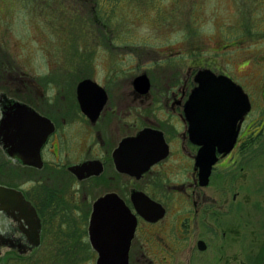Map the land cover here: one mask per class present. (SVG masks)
I'll use <instances>...</instances> for the list:
<instances>
[{
  "label": "rangeland",
  "instance_id": "1",
  "mask_svg": "<svg viewBox=\"0 0 264 264\" xmlns=\"http://www.w3.org/2000/svg\"><path fill=\"white\" fill-rule=\"evenodd\" d=\"M104 13H108L107 17ZM263 53L264 0H100L98 7L95 0H0V94L28 102L37 110L48 109L57 90L66 93L82 77L93 78L107 87L116 103L126 104L131 98L133 78L146 74L152 89L150 99L143 104L142 124L159 123L162 127L170 122L173 127H187L181 109L194 86H188V82L195 79L199 70L209 67L216 73L239 78L252 90L255 88L257 97L259 89L254 87L251 77L257 74L258 66L262 69L258 60ZM82 61L95 64L92 73L82 74ZM112 76H117L118 82L110 81ZM158 101L155 114H150ZM173 102H179L180 107ZM260 116L257 101L245 124ZM184 140L176 147V157L188 149ZM190 151L193 161L196 148ZM1 156L0 151V170L7 173ZM238 156L234 169L213 170L209 186L202 190L206 197L201 196L202 211L208 212V221L215 220L212 215L217 213L212 204L220 203L224 187L222 220L225 225H233L239 238L230 243V235L229 241L212 247L221 245L225 260L226 255H231L230 259L235 255L240 264H264V131L249 153ZM7 177L0 179V183L9 184ZM234 194L239 196L236 202L232 199ZM240 198L250 205L259 202L258 208L263 211L251 208L248 219L255 220L256 225L243 227L238 221V225L234 223L237 211L241 208L242 215L245 212ZM176 204L170 203L171 210ZM199 218L204 221L202 216ZM211 235L207 231L208 242L213 240ZM70 242L68 248L75 245ZM242 243L243 253L247 252L244 256L238 248ZM68 248L64 250L73 251ZM215 253L216 249L211 254ZM39 254L33 252L32 258H18L8 248H2L0 264H27L35 260L36 264L96 262L94 257H75V253H61L60 258L45 261L47 257ZM211 254L198 257L196 253H186V257L202 264ZM145 262L130 260V264ZM214 262L210 260L208 264Z\"/></svg>",
  "mask_w": 264,
  "mask_h": 264
},
{
  "label": "flooded vegetation",
  "instance_id": "2",
  "mask_svg": "<svg viewBox=\"0 0 264 264\" xmlns=\"http://www.w3.org/2000/svg\"><path fill=\"white\" fill-rule=\"evenodd\" d=\"M80 63L83 66L82 74L92 73L95 64L92 65L87 61ZM258 64H261L264 69V53L258 60ZM203 69L230 78L247 96L250 105L249 111L235 123L238 132L231 151L226 155L217 154L218 160L211 169L206 186H200L198 183L199 169L195 167V157L199 147L189 139L188 123L185 118L187 127H173L170 122H165L162 127L159 123H157L158 125L142 124L143 104L144 101L150 99L152 89L151 80L146 74H140L133 78L132 90L129 92L131 98L126 104H123L122 101L116 103L114 99L110 98L107 87L91 77L80 78L81 80L76 83L75 87L70 86L64 94L62 90H57L53 98L55 101L48 102V109L37 110L28 102L22 101L52 123V125L31 126L35 128L33 134H30L31 139L32 136L39 137L41 132L48 127L53 129L39 149L41 168L22 164L16 156L9 157L0 147L3 164L8 171L4 173L5 171L0 170V179H3L4 176H8L10 179L9 184L0 183V186L13 190L12 193H9L8 198H0L2 201V205H0L2 206L0 209V250L8 248L18 258H32L33 252H37L47 258H60L61 253H75V257H94L97 260L100 254L91 244L89 226L96 202L111 195L114 202L106 205L104 214H99L101 225L108 227L109 232L115 233L117 239L114 240L115 243L107 244L108 252L105 253L109 258L118 257L117 253L120 248L118 234L120 227L128 223L127 211H129L131 218L135 219V229L129 242L128 264L132 259L146 260L147 262L144 264H153L155 261L161 262V260V263L155 262L154 264H199L196 261L191 262V257H186V253L190 255L196 253L198 257L199 255L202 257L208 256L215 249L217 253L211 254L209 259L205 257L202 264H208L210 260H214L215 264H229L230 262L240 264L241 261H237L235 255L231 259L229 258L231 255H226L228 260H225L226 252L221 245L217 248L212 247V244L219 245L221 242L229 241L228 236L230 235V243H235L234 240L239 238L233 225H225L222 220L224 187H221L223 196L220 194V203L212 204L217 213V215H212L215 216L213 222L206 218L208 212L202 211L201 196L206 198L202 190L209 186L213 170L216 168L234 169L238 163V155L249 153L264 131V77H262L261 67L258 66L257 74L255 73L251 77L254 87L257 86L259 89L256 97L255 88L252 90L239 78L216 73L209 67L201 70ZM252 74L251 72L249 75ZM142 75H145L149 81L148 90L144 94L139 93L134 86V80ZM85 79L91 80L103 90V94L98 89H93L90 93L89 104L91 106H96L102 99L105 100L95 118L86 116L79 105L77 85ZM114 79L117 81L118 77H109L110 81H114ZM192 80V82H188V86L194 83L191 91L197 86L195 79ZM171 88H175L174 85ZM180 90L182 92V89ZM175 94H171V96L174 97ZM8 99L14 98L5 93L0 94V118L1 110L8 104ZM257 101H260L261 118L257 117L245 124ZM173 103L180 107L179 102ZM184 104L181 109L182 114ZM159 105L160 101L156 103L154 109H150V114H155ZM95 110L96 107L93 111ZM181 128L183 133L180 131ZM145 129L161 133L166 145V156L154 162L145 172L136 177L123 172L122 166L120 170L116 158L120 159L121 164L129 157V152L136 156L139 152L138 147H131L132 149L128 150V147L124 149L122 144L127 138L136 137ZM177 132H179V136ZM0 138L3 141V135ZM183 139H185L188 148L185 151L187 155L180 152V155L176 157V147L183 142ZM146 144L149 146L159 145L160 147L158 141L150 140ZM194 147L196 151L192 161L190 148ZM155 150L154 147L147 149L149 152ZM176 159L178 160L176 161ZM83 164H87L89 170L82 178H79L70 169ZM254 189L256 190L257 187ZM135 192L142 193L151 201L160 204L164 209L163 217L154 222L144 219L132 201V194ZM238 197L237 194H234L233 201L236 202ZM240 200L242 199L240 198ZM171 202H177L176 205H173L172 210ZM242 203L245 212L242 215L241 208H238L237 220L234 223L238 225V221L243 227L250 223L256 225L255 220L252 222L248 219L251 218V208L259 212L263 211L258 208L259 202H253L250 205L249 202L244 203L242 200ZM200 216L204 218V221H201ZM258 228L261 227L256 226V229ZM37 229L39 245L33 246L31 238L35 237ZM246 229L247 227L244 228V230ZM201 231H203L204 237L201 235ZM207 231L212 234L211 242L207 241ZM261 232L264 236L262 228ZM68 242H75L73 251L64 250L68 248L64 247L69 244ZM238 248L236 249L243 256L247 253H243L244 243Z\"/></svg>",
  "mask_w": 264,
  "mask_h": 264
},
{
  "label": "water",
  "instance_id": "3",
  "mask_svg": "<svg viewBox=\"0 0 264 264\" xmlns=\"http://www.w3.org/2000/svg\"><path fill=\"white\" fill-rule=\"evenodd\" d=\"M195 83L197 86L191 91L184 104L183 115L188 123L189 139L199 147L195 157V167L199 169L198 183L200 186H206L211 169L218 160L217 154L226 155L231 151L238 132L235 123L249 111L250 105L241 88L227 76L216 75L208 69L200 70L195 76ZM134 86L139 93L144 94L148 90L149 81L145 75H142L134 80ZM93 89H98L103 94V90L89 79H85L77 85L80 108L90 118L97 116L105 102L102 99L96 106L89 104L90 93ZM95 107L96 110L93 111ZM43 124L52 125L50 120L39 115L29 105L8 99V104L1 110L0 136L3 135V141L0 138V147L9 157L16 156L22 164L41 168L42 161L39 156V149L53 128L48 127L41 132L39 137L32 136V139L30 134L35 131V128L31 126ZM150 140L158 141L160 147L159 145H147L146 142ZM122 146L124 149L128 147V150L131 147H138V154L134 156L129 152V157L123 160L121 164L120 159L116 158L120 170L122 166L123 172L136 177L145 172L154 162L166 156V145L161 133L150 129L141 131L136 137L127 138L123 141ZM151 147L156 148V150L147 151ZM88 168L87 164H83L70 170L82 178L88 172ZM12 192V189L0 186V198H8L9 193ZM132 201L144 219L154 222L163 217L164 209L162 206L151 201L144 194L133 193ZM110 202H114L111 195H107L96 202L89 226L91 244L100 254L95 264H128L127 252L135 229V219H132L130 212L127 211L128 223L120 227L118 234L120 242L118 257L109 258L106 256L107 244L115 243L114 240L117 239L115 233L109 232L108 227L101 225L99 214L106 212L105 207ZM0 205H2L1 199ZM1 208L2 206H0ZM38 240L37 229L35 237L31 238V244L38 246Z\"/></svg>",
  "mask_w": 264,
  "mask_h": 264
},
{
  "label": "trees",
  "instance_id": "4",
  "mask_svg": "<svg viewBox=\"0 0 264 264\" xmlns=\"http://www.w3.org/2000/svg\"><path fill=\"white\" fill-rule=\"evenodd\" d=\"M100 0H95V5L98 7V2H99ZM133 1H136V0H133ZM114 2V0H112V3ZM113 6H115V5H112V8H113ZM111 8V9H112ZM98 14V13H97ZM103 16L105 15V17H107V15H108V13H104V14H102ZM64 247H68V245H65ZM75 247V245L74 246H72L71 247V250H73V248ZM56 259H58V258H56ZM48 260H53V259H51V258H47L45 261H48ZM28 261V260H27ZM36 261L37 260H35V261H31L30 263H27V264H36ZM17 264H25L24 262H16Z\"/></svg>",
  "mask_w": 264,
  "mask_h": 264
}]
</instances>
